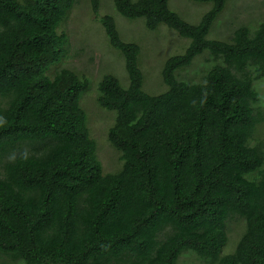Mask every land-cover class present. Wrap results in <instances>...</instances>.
Listing matches in <instances>:
<instances>
[{
    "label": "trees",
    "instance_id": "obj_1",
    "mask_svg": "<svg viewBox=\"0 0 264 264\" xmlns=\"http://www.w3.org/2000/svg\"><path fill=\"white\" fill-rule=\"evenodd\" d=\"M89 1L97 14L100 0ZM112 1L120 16L190 43L164 63L166 91L150 95L139 46L120 38L113 16L100 17L128 78L127 87L113 75L97 85L98 107L115 111L107 142L122 161L103 174L79 105L89 80L59 67L47 75L63 61L68 40L57 29L76 0H0V264H177L187 250L214 264H264L255 84L264 80V20L219 40L207 36L239 0H192L210 6L194 24L169 0ZM204 51L200 80H179ZM234 217L244 231L221 255Z\"/></svg>",
    "mask_w": 264,
    "mask_h": 264
},
{
    "label": "rangeland",
    "instance_id": "obj_2",
    "mask_svg": "<svg viewBox=\"0 0 264 264\" xmlns=\"http://www.w3.org/2000/svg\"><path fill=\"white\" fill-rule=\"evenodd\" d=\"M99 5L98 13L94 14L89 0H76L68 19L57 29V33H64L68 40L64 45L66 53L63 61L51 66L47 75L59 67L71 69L89 80L90 86L80 95L79 105L86 114V127L90 138L95 142L102 172L111 174L122 168L121 154L107 142V132L114 123L115 111L98 107L97 85L103 76L113 75L123 87H127L128 78L123 55L108 44L107 36L99 21L100 17L104 14L113 16L120 38L139 46V68L143 76L142 90L150 95L166 91L161 75L163 65L169 57L183 54L190 40L180 37L165 25H159L154 31H149L145 27L143 18L128 20L120 16L114 9L112 0H100ZM168 6L191 24L198 23L201 16L210 8L209 5L192 0H169ZM263 20L264 0L232 1L216 19L207 37L226 40L236 28L246 25L254 31L256 25ZM209 59L208 52L204 51L195 57L189 67L178 73V79L199 81ZM54 72L52 71L51 74ZM255 84L259 94L256 106H260L264 113V80H256ZM257 130V135L264 137V123L260 124ZM244 227V222L239 218L228 220L226 224L228 240L222 248L221 255L234 252ZM177 264L214 263L211 258H200L194 252L187 250L181 253Z\"/></svg>",
    "mask_w": 264,
    "mask_h": 264
}]
</instances>
